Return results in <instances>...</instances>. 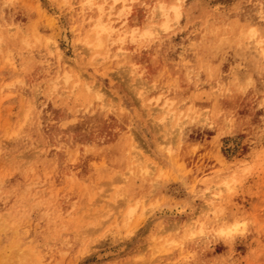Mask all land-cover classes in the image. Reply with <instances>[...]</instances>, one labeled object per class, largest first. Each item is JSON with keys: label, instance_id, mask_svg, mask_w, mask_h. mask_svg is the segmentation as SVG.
<instances>
[{"label": "rangeland", "instance_id": "1", "mask_svg": "<svg viewBox=\"0 0 264 264\" xmlns=\"http://www.w3.org/2000/svg\"><path fill=\"white\" fill-rule=\"evenodd\" d=\"M0 253L264 264V0H0Z\"/></svg>", "mask_w": 264, "mask_h": 264}, {"label": "bare ground", "instance_id": "2", "mask_svg": "<svg viewBox=\"0 0 264 264\" xmlns=\"http://www.w3.org/2000/svg\"><path fill=\"white\" fill-rule=\"evenodd\" d=\"M177 15H178V13H177ZM61 24H62V23H61ZM59 26H60V25H59ZM64 26H65V25H64ZM62 29H63V27H62ZM62 31H63V30H62ZM63 32H64V31H63ZM61 34H62V33H61ZM63 35H64V34H63ZM64 38H65V37H64ZM62 40H63V39H62ZM65 40H66V38H65ZM66 41H67V40H66ZM65 44H66V43H65ZM228 143H229V142H228ZM228 145H229V144H228ZM230 146H231V145H230ZM168 208H170V207H168ZM166 210H167V209H166ZM171 210H172L173 212H176L177 209H174V210L171 209ZM178 210H179V209H178ZM178 210H177V211H178ZM162 211H164V210L162 209ZM237 225H238V224H237ZM237 225H236V226H237ZM236 226L234 227V230H236V229H235ZM232 230H233V229H232ZM232 230H230V231H232ZM228 232H229V231H228ZM1 248H2V246H1ZM9 250H10V249L8 248V251H9ZM23 250H24V249H23ZM6 251H7V250H6ZM19 252H20V250H19ZM14 253H16V252L14 251ZM0 255H1V253H0ZM15 256L17 257V256H19V255H16V254H15ZM33 256H34V254H33ZM4 257H5L4 255H1V257H0V258H1V259H0V264H6L5 261L3 260V259H5L6 257H5V258H4ZM11 257H12V256H11ZM11 257H9V260L11 259ZM25 257H26V256H24V258L22 259V261H25ZM31 257H32V256H31ZM19 258H20V257H19ZM19 258H17V259H19ZM14 260H15V259H14ZM29 260H30V259H29ZM38 260H39V259H38ZM19 261H20V259H19ZM19 261H15V263L17 264ZM34 261H35V260H34ZM12 262H14V261L12 260ZM28 262H30V261H28ZM37 262H39V261L36 260V263H37ZM7 263H8V264H11L10 262H7ZM15 263H14V264H15ZM19 263H20V262H19ZM19 263H18V264H19ZM30 263H33V262H30ZM30 263H29V264H30ZM36 263H35V264H36ZM20 264H21V263H20ZM23 264H25V263H23ZM27 264H28V263H27Z\"/></svg>", "mask_w": 264, "mask_h": 264}]
</instances>
